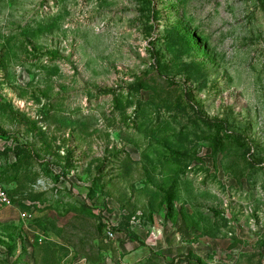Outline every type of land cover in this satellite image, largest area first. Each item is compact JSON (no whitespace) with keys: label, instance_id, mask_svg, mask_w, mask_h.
Here are the masks:
<instances>
[{"label":"rangeland","instance_id":"obj_1","mask_svg":"<svg viewBox=\"0 0 264 264\" xmlns=\"http://www.w3.org/2000/svg\"><path fill=\"white\" fill-rule=\"evenodd\" d=\"M0 184V264H264V0H0Z\"/></svg>","mask_w":264,"mask_h":264},{"label":"built area","instance_id":"obj_2","mask_svg":"<svg viewBox=\"0 0 264 264\" xmlns=\"http://www.w3.org/2000/svg\"><path fill=\"white\" fill-rule=\"evenodd\" d=\"M10 206H12V200L8 195L7 191L5 190V188H3V186L0 184V209ZM23 216H26V214H24ZM108 236L109 238H113L114 233L109 232Z\"/></svg>","mask_w":264,"mask_h":264}]
</instances>
